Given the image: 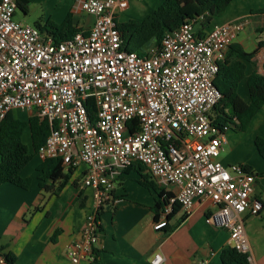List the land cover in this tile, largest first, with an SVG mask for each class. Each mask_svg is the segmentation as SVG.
I'll return each instance as SVG.
<instances>
[{
	"label": "built area",
	"instance_id": "2783aa9c",
	"mask_svg": "<svg viewBox=\"0 0 264 264\" xmlns=\"http://www.w3.org/2000/svg\"><path fill=\"white\" fill-rule=\"evenodd\" d=\"M20 1L0 0V124L10 111L34 113L52 129L40 158L60 159L67 172L82 168L79 188L90 189L93 201L68 248L71 261L97 263L101 213L121 201L123 171L141 163L160 186L176 189L166 191L156 231L169 226L176 205L189 214L197 201H209L207 224L227 230L229 248L251 262L245 223L264 211L259 176L219 160L228 139L213 117L222 98L215 79L246 22L198 36L199 19L187 21L140 56L125 49L118 17L144 0H83L81 11L94 24L62 42L18 22ZM164 262L161 252L151 259ZM0 264H8L2 253Z\"/></svg>",
	"mask_w": 264,
	"mask_h": 264
},
{
	"label": "crops",
	"instance_id": "0c3cea01",
	"mask_svg": "<svg viewBox=\"0 0 264 264\" xmlns=\"http://www.w3.org/2000/svg\"><path fill=\"white\" fill-rule=\"evenodd\" d=\"M82 1L21 0L20 3H28V13H24L25 21L31 16L35 6L42 8L38 19L37 16L28 19L35 26L43 27L46 22L61 25L70 16L73 29L77 33L88 34L95 18L81 11ZM237 2L238 0H233L227 10L217 16L204 32L206 34L215 25L246 22L245 29L236 42L247 52L257 51L252 63L247 64L245 78L239 86L241 98L250 103L247 85L249 76L254 72L264 76V31H261L264 28V14L254 13L264 9V0ZM147 9L150 15L153 10ZM42 31L48 33L46 30ZM24 113L29 117L34 116L32 112ZM14 114L20 118L18 112ZM250 124L255 126L257 132L262 129L264 107L253 117ZM27 132L23 142L28 152L33 153L30 132ZM262 135L264 137V133ZM225 161L226 159L221 160L227 165L228 162ZM239 161L255 172L250 161L236 160ZM43 162L37 154L21 172L23 177L32 179L29 189L11 183L0 185V250L4 256L12 255L14 264H74L67 251L80 237L92 205L93 192L79 188L82 168L73 170L69 182L59 194L42 189L39 185L38 168ZM133 173L135 174L133 171H123L116 184V195L121 201L115 207L107 206L101 213L102 231L96 264H151V259L158 252L164 255V264H199L205 261L209 264H223L222 253L229 248V232L207 224L206 216L211 209L209 201H197L189 214L178 207L170 215L169 226L156 231L154 225L158 220H155L153 207L157 195L139 182L137 185L128 182L134 176ZM136 174L134 181H139L140 175ZM151 178L157 183L152 176ZM263 179L262 176L258 179L257 192L264 204L259 188L263 185ZM48 184H54L56 189L60 182L50 181ZM164 188L168 192L176 190L173 186ZM250 221L255 226L251 235L246 227L252 250L250 264H264V211L260 217H247L245 226ZM169 229L173 231L168 232ZM79 264L91 263L81 261Z\"/></svg>",
	"mask_w": 264,
	"mask_h": 264
},
{
	"label": "trees",
	"instance_id": "16d2710c",
	"mask_svg": "<svg viewBox=\"0 0 264 264\" xmlns=\"http://www.w3.org/2000/svg\"><path fill=\"white\" fill-rule=\"evenodd\" d=\"M232 2L233 0H163L159 8L145 20L119 23L118 28L122 34L125 49L143 56L149 49L160 47L166 34L177 31L187 21L199 19L200 29L197 30V34L203 36L205 29L217 16L224 13ZM19 7L25 14L28 13V3H19ZM254 13L264 14V9ZM37 27L46 30L56 42L71 39L77 34L72 27L70 16L61 25L46 22L43 27L40 25ZM261 31H264V28ZM256 53L257 51L247 52L242 45L234 42L228 48L226 59L220 65L214 84L222 98L213 108V117L215 125L222 132L231 129L245 132L253 117L264 107L263 75L254 72L247 80L250 103L245 102L239 94V86L245 78L247 64L252 63ZM27 131L30 132L33 153L28 152L23 142ZM51 131L49 122L36 115L29 117L28 120H22L15 116L14 111L7 113L0 124V185L11 183L23 189L30 188L32 179L23 177L21 172L38 154ZM255 143L259 155L264 160V139L258 138ZM73 170L65 172L60 159H46L38 168L39 185L42 189L59 194L69 182ZM126 170L139 174L138 182L157 195L153 211L155 220H159L171 194L166 193L164 187L153 181L147 173V168L141 163L133 164ZM258 176L261 177V175ZM50 181L60 182V184L55 189L54 184H48ZM178 207L180 206L174 207L173 213ZM173 229H169L168 232H172ZM6 259L8 264L15 263L14 257L10 254L6 255ZM222 262L223 264H250L247 255L232 248L223 251Z\"/></svg>",
	"mask_w": 264,
	"mask_h": 264
},
{
	"label": "rangeland",
	"instance_id": "374dc122",
	"mask_svg": "<svg viewBox=\"0 0 264 264\" xmlns=\"http://www.w3.org/2000/svg\"><path fill=\"white\" fill-rule=\"evenodd\" d=\"M241 1L243 2L244 0H238L237 3H240ZM161 4H162V0H145L141 2H132L131 7L128 11L119 14V17H118L119 23H125L130 20L143 21L149 16L148 15L149 11L147 8H152L153 10L152 13H153L155 10L159 8ZM41 14H42V8L39 5H37L32 10L31 16L27 18V21L24 20L25 14L23 10L21 9L17 10L15 19L18 22H21V23L24 22L23 23L24 25L35 26L28 19L35 18L36 16L38 19V17ZM198 29H200L199 24L196 25V31ZM14 112H18L17 115L22 120H27L29 118L28 114L24 113V111L14 110ZM25 133H28V132H25ZM262 133H264V126L259 132H257V129L255 128V126H253V124H250V123H249L247 130L244 133H238L233 129H231V131L227 130L226 137L228 138V140L230 139L229 140L230 143L225 146V150L224 152H222L219 160L221 161L223 159H226L225 162H228L227 166L231 164H245V163H241L240 161L236 162L237 159H244L245 162L250 161L255 173L264 177V160L260 157L256 149V143H255L258 138L264 139ZM135 174L132 178H129L128 182L134 183V185H137L139 183L137 180L134 181ZM262 184L263 185L262 186L260 185L259 188L262 191V195L264 199V179L262 180ZM246 227H247V232L250 235L255 230V226H253L252 221L248 222Z\"/></svg>",
	"mask_w": 264,
	"mask_h": 264
}]
</instances>
